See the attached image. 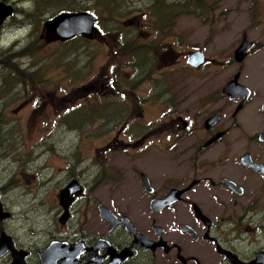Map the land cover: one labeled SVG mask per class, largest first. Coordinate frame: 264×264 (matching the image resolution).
<instances>
[{
    "label": "flooded vegetation",
    "instance_id": "flooded-vegetation-1",
    "mask_svg": "<svg viewBox=\"0 0 264 264\" xmlns=\"http://www.w3.org/2000/svg\"><path fill=\"white\" fill-rule=\"evenodd\" d=\"M0 3L11 8L0 23L1 38L27 21L17 18L22 8L8 0ZM197 12L192 16L199 37L207 34L221 42L235 31L228 62L208 57L203 46L187 51L183 62V13L155 12L147 26L138 13L120 22L135 34L141 25L147 27L148 37L157 41L149 57L152 65L161 60L170 70L176 63L189 67L198 76L194 85L213 84L207 95L199 89L192 94L183 90L181 102L175 104L179 99L166 87L172 79L152 75L150 63L144 72L148 79L140 81L135 73L132 85L149 82L153 87L145 108L131 110L117 128L108 130L102 123L101 141L91 147L94 157L98 151L119 153L122 162L107 165L104 157L99 169L89 174L85 168L69 167L55 194L56 222L21 230L23 223L12 221L11 204L5 200L10 187L0 184V214H8L0 218V264H264V13L220 22L213 7L200 4ZM52 17L40 29L44 46L75 39L47 41L42 31ZM13 18L21 21L13 26ZM225 22L230 29L220 30ZM95 27L91 42L116 31L117 24L96 18ZM244 38L250 45L245 58L236 62L235 50ZM195 50L206 60L190 67L185 60ZM13 54L0 55V63ZM222 71L226 75L220 78ZM234 78L248 93L236 84L232 97L224 93ZM148 106L160 107L159 114L146 115ZM9 142L0 141L4 156ZM156 149L170 157L156 160ZM73 181L78 190H71L62 203L61 191ZM101 206L115 221L99 215ZM76 214L78 220H73ZM92 215L99 220L91 221Z\"/></svg>",
    "mask_w": 264,
    "mask_h": 264
},
{
    "label": "rangeland",
    "instance_id": "rangeland-1",
    "mask_svg": "<svg viewBox=\"0 0 264 264\" xmlns=\"http://www.w3.org/2000/svg\"><path fill=\"white\" fill-rule=\"evenodd\" d=\"M81 1L8 0L22 8L17 18L27 22L14 32L10 30L2 34L0 38V55L16 53L0 63V141H10L6 148L7 156L3 155L4 149H0V184L5 183L10 187L5 200L11 204L14 213L12 221L23 223L21 230L56 222L55 194L67 179L69 167L73 165L76 171L85 168L89 174L99 169L98 161L104 157L107 158V165L122 162L123 158H117L119 153L103 155L98 151L94 157L91 147L101 141L102 123L106 124L103 126L108 130L117 128L131 110L137 111L138 106L145 108L143 105L148 101L153 87L149 82L135 87L130 82L133 75L130 61L137 48L149 46V52L145 48L138 52V57L150 63L152 75L172 79V83L166 87L179 99L175 104L181 102L183 90L192 94L199 89L205 96L213 86H203V83L194 85L198 76L189 67L180 66V63H176L171 70L161 60L152 65L149 57L157 41L148 37L147 27L141 25L140 33L135 34L125 29L121 20L138 13L143 16L146 25L148 17L156 13H182V5L185 9L183 62L187 51L203 46L208 57L214 56L226 63L235 31L221 42L207 34L199 37L198 21L195 22L192 16L198 13L197 7L200 4L213 7L220 22L228 21L234 15L240 20L239 17L249 13H264V0ZM112 4H117L115 10L111 8ZM80 8L93 13L102 22L107 20L109 25L116 22V31L108 33L103 39L98 38L101 39L98 42L75 38L60 45L44 46L39 39L44 21L60 10ZM17 18H13V26L21 21ZM229 24H221L220 30L230 29ZM9 73H13L14 78L8 77ZM225 73L222 71L219 77L223 78ZM66 109L69 112L63 114ZM160 109L148 106L146 115L155 117ZM69 116H72L70 120L67 119ZM154 157L158 160L170 155L156 149ZM89 180L85 178L86 183ZM99 184L97 191L101 188ZM73 220H78L77 214ZM90 220L99 219L97 215H92Z\"/></svg>",
    "mask_w": 264,
    "mask_h": 264
},
{
    "label": "water",
    "instance_id": "water-1",
    "mask_svg": "<svg viewBox=\"0 0 264 264\" xmlns=\"http://www.w3.org/2000/svg\"><path fill=\"white\" fill-rule=\"evenodd\" d=\"M8 14H11V8L3 6V4L0 3V23ZM93 25H94L93 17L85 12H77L72 14L63 13L47 21L43 27L42 33L46 38V40L49 42L56 40L64 41L76 35H82L84 37L92 38L94 32ZM249 45L250 42H248L244 38L241 45L235 50L234 59L236 62H241L245 58L246 56L245 50L249 47ZM204 60H205L204 55L200 51H195L189 55L187 59V64L196 67L203 64ZM235 84L238 85L236 86L237 89H243L248 93L247 88L238 84L236 78L231 80L224 87V89L226 88L224 92L226 94L230 93L229 95L232 97V92H233L232 87L233 86L235 87ZM77 185H78L77 181H73L69 183V185L61 191L60 201L62 203L68 200L69 190L73 187L78 188ZM65 209H66V205H65ZM100 215L104 218H107L108 220H115V217H113V215L103 206L102 208H100ZM6 216H8V214H0V218ZM63 217L65 219L67 218V212L64 213Z\"/></svg>",
    "mask_w": 264,
    "mask_h": 264
},
{
    "label": "trees",
    "instance_id": "trees-1",
    "mask_svg": "<svg viewBox=\"0 0 264 264\" xmlns=\"http://www.w3.org/2000/svg\"><path fill=\"white\" fill-rule=\"evenodd\" d=\"M185 11V9H184V7H183V12ZM188 12H190V10L189 11H187L186 13H188ZM131 63H130V67L134 70V67H135V65H136V68L139 70V71H137L138 72V77H139V79L141 80V77H143V75H144V72L146 71V67H145V64L143 63V62H146V60H141V62H139V63H135V60H133V61H130ZM137 72H135V73H137ZM135 73H133V75H132V78L135 76ZM7 76L8 77H11V78H14V74L13 73H9V74H7ZM78 112H82V111H78Z\"/></svg>",
    "mask_w": 264,
    "mask_h": 264
}]
</instances>
